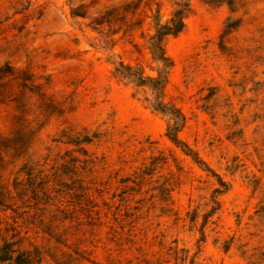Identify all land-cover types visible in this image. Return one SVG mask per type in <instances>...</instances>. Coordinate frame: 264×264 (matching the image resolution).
Wrapping results in <instances>:
<instances>
[{
    "label": "rangeland",
    "instance_id": "374dc122",
    "mask_svg": "<svg viewBox=\"0 0 264 264\" xmlns=\"http://www.w3.org/2000/svg\"><path fill=\"white\" fill-rule=\"evenodd\" d=\"M0 220L67 264H264V0H0Z\"/></svg>",
    "mask_w": 264,
    "mask_h": 264
},
{
    "label": "trees",
    "instance_id": "16d2710c",
    "mask_svg": "<svg viewBox=\"0 0 264 264\" xmlns=\"http://www.w3.org/2000/svg\"><path fill=\"white\" fill-rule=\"evenodd\" d=\"M41 224V223H40ZM32 237L16 228H10L8 220H0V263L1 264H40L42 256H48L54 264H67L70 257L66 252L50 253L48 249L34 246ZM28 241L31 249L21 250L23 242Z\"/></svg>",
    "mask_w": 264,
    "mask_h": 264
}]
</instances>
